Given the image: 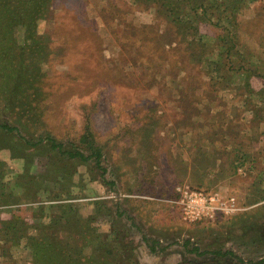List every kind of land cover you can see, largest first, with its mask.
Segmentation results:
<instances>
[{"label":"rangeland","instance_id":"rangeland-1","mask_svg":"<svg viewBox=\"0 0 264 264\" xmlns=\"http://www.w3.org/2000/svg\"><path fill=\"white\" fill-rule=\"evenodd\" d=\"M241 1L229 54L209 25L179 44L154 1L53 0L34 35L9 26L11 43L43 45L28 60L48 48L50 95L32 135L0 93V123L17 128L0 131V264H41L32 240L61 241L69 264H264V0ZM88 117L100 165L52 153L48 135L94 149L79 143Z\"/></svg>","mask_w":264,"mask_h":264},{"label":"trees","instance_id":"trees-1","mask_svg":"<svg viewBox=\"0 0 264 264\" xmlns=\"http://www.w3.org/2000/svg\"><path fill=\"white\" fill-rule=\"evenodd\" d=\"M5 1L7 0H0V71L3 74V81L2 83L0 82V93H4L7 89H9L8 92H6L8 94L4 93V96H2V98H5L8 102L9 96L11 101L13 96L16 95L13 105H10V109L12 110V113L16 112L18 115V117H16L19 122L25 121V123L29 124L31 128L33 125L31 122L33 121L35 128L36 126L38 128H46L45 114H43L44 110L42 109L43 104L46 103V99H48L50 95V92L48 93L47 89H44L43 80L46 77V73L37 63L41 59H44V57H46L48 61V48L45 49L44 57L35 58L34 62H32L28 60V54L36 55L38 52H40L42 55V50H44L43 45L41 46V43L37 38H32L33 41H31V44L26 48L17 46L16 42L11 43L12 40L10 38L5 39V36L8 32L9 26L12 27L22 23H24V26L31 32L30 35H34V26L36 25V20L38 19L36 18V15H41L42 13L48 11L53 0H20L21 2L8 0L9 4H6ZM145 1L163 3V9L165 13L167 12L170 27L174 28L175 37H179V44H183V40L181 38L183 33H189L193 31L197 33L199 26L202 25L220 28L222 32H219L217 41H224L223 43L227 48V54L230 53L236 43L242 41L240 38V32L242 31V21L239 19V12L243 4L241 0H212L214 5L213 8H208L205 6L206 0ZM184 4L190 5L189 7L194 13V18L187 20L176 17L181 12L179 9ZM8 5L10 9L9 12ZM224 14H227L228 18H230V23L227 26L221 24V15ZM217 15H219V17ZM194 21L198 23V26L194 23ZM28 37L29 36L26 37V41H28ZM8 43L11 44L7 47L6 44ZM188 44L189 46H199L200 49L204 47L206 48V43L202 40V38L190 40ZM3 50H6V52L3 54L7 55L4 58L3 55L1 56V52H3ZM181 60L184 66H186L187 63L191 64L192 61L191 59L189 61H186L185 59ZM193 68L196 69L195 67ZM245 86L248 85L246 84ZM192 87L193 86L190 84L186 89L189 90ZM260 92L264 97V88L260 90ZM92 107H96V104H94ZM256 113L257 111L255 110V117ZM16 129L17 128H14L8 123H0V131L12 133L16 131ZM36 130L37 128L31 130L32 135L35 134ZM22 140L30 144L27 138H22ZM22 140L19 138V142ZM45 140L50 142V149L52 153L56 154L61 159L64 157V159L68 161L77 160L84 163L91 160L94 156L100 165V160L103 154L101 147L97 143L95 130L93 129V121L90 119V117L87 118V122L80 136L79 143H87V145L90 147L92 146L94 149L82 150L80 148L82 145L78 146L79 148L76 147L73 149L71 144L67 146L64 143L57 141L51 135H48ZM42 143L43 140H39L38 143L32 144L31 147H35ZM103 172H105V170ZM66 174L72 176V172H66ZM70 228H72L70 232L74 234L73 237L75 235H80L75 234V226L73 223H70ZM85 228H87V226L84 225V228H79V231L82 232L85 230ZM80 236L84 237V239L92 241L90 240L92 237L88 235L86 237L83 235ZM56 242L57 243L52 242L51 244H48L42 242L41 240H32V244L30 246L33 250L34 259L41 264H56L57 262L59 264H69L67 263L69 258L63 256L62 253L59 252L61 248L60 243L62 242L58 240ZM62 250L63 248L61 251Z\"/></svg>","mask_w":264,"mask_h":264},{"label":"built area","instance_id":"built-area-1","mask_svg":"<svg viewBox=\"0 0 264 264\" xmlns=\"http://www.w3.org/2000/svg\"><path fill=\"white\" fill-rule=\"evenodd\" d=\"M194 195H196V194H194ZM196 197V196H195Z\"/></svg>","mask_w":264,"mask_h":264}]
</instances>
